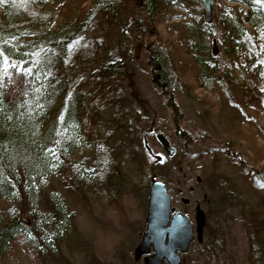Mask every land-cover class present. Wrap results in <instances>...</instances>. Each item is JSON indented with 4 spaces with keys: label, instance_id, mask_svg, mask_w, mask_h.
Wrapping results in <instances>:
<instances>
[{
    "label": "trees",
    "instance_id": "trees-1",
    "mask_svg": "<svg viewBox=\"0 0 264 264\" xmlns=\"http://www.w3.org/2000/svg\"><path fill=\"white\" fill-rule=\"evenodd\" d=\"M75 1L0 0V264L7 254L16 253L18 246L45 258L50 247L44 240L61 241L72 233L74 214L69 213L61 194L43 191L49 189L54 176L69 169L75 183L84 185L95 182L99 168L111 161L115 166L122 162L134 167L142 162L141 150L130 141L136 134L124 115L119 120L113 113L119 105L114 96L116 87L123 82L130 84L128 62L123 57L115 66L109 63L104 68L91 67L101 57L97 56L101 49L96 35L109 24L117 26L115 19H109V23L107 20L126 1L92 0L88 8L73 15L67 8ZM136 1L140 2V11L135 7L132 17L136 37L140 40L155 34V56L150 65L160 77L157 90L169 110L173 133L185 145L204 140L203 135L190 133L182 126L184 114L177 101L181 92L204 103L194 94L189 76L200 87L222 90L224 95L228 94L226 85L235 89L245 86L250 101H264V0H213L211 22L204 19L202 0ZM164 23H169V38L163 41L159 33L151 31ZM74 44L84 48L77 51L78 58L69 61ZM216 45L221 56L214 54ZM136 48L138 51L140 47ZM183 55L187 66L182 62ZM106 108H110L108 116L101 111ZM110 132L113 152L119 155L116 158L109 156L104 145L109 142ZM138 132L136 141L144 140V133ZM145 134L158 143L155 133L147 129ZM184 149L177 153L180 164L176 157H168L165 163L157 160L156 171L153 169L154 176L177 196L182 193L170 181L171 168H176L172 170L179 177L180 188L197 178L188 167L182 169L188 156L183 154ZM222 150L246 171L251 182L249 193L254 198L251 201L233 191L236 188L220 172L209 170L201 179L198 177L202 180V201L208 209L203 217L210 225L205 222L206 230L200 231L192 243L196 245L194 254L201 261L205 255H225L231 264H239L243 245L245 252L253 251L251 264L253 260L263 262L264 168H252L249 158H243L238 148L225 145ZM131 185L136 190L144 183ZM145 192L147 205L148 190ZM230 204L237 210L242 207L239 217L226 209ZM25 215L27 221L22 219ZM211 216L216 219L215 226ZM46 227L49 235L44 231ZM187 261L193 264L191 257L187 256Z\"/></svg>",
    "mask_w": 264,
    "mask_h": 264
},
{
    "label": "rangeland",
    "instance_id": "rangeland-1",
    "mask_svg": "<svg viewBox=\"0 0 264 264\" xmlns=\"http://www.w3.org/2000/svg\"><path fill=\"white\" fill-rule=\"evenodd\" d=\"M91 1L76 0L73 5L67 8V11L74 15L79 9L88 8ZM125 1L126 5L122 8L120 5L117 11L113 12V16L107 20L109 23V19H115L119 27L116 24L114 26L109 24L104 28V32L96 35L101 49L97 56L101 57L91 67L92 69L104 68L109 63L115 66L117 60H123V57L128 62L126 66L130 78L127 79L130 80V84L123 82L119 88L116 87V95L114 94V96L117 97L119 105L113 113L115 114L114 117L119 120H122L124 115V121H127L126 123L130 126L132 133L136 134V136L131 135L130 141L135 146L137 145V148L142 152L141 165L134 167L132 163L127 165L121 162L120 166H115L114 162L111 161V164L105 165V168H99L95 182L84 183V185L78 181L75 183L69 169H65L54 176L49 182V189L47 190L46 187L43 191H49L50 194L51 192L61 194L69 213L74 214L72 233L69 234L68 238L61 241L55 242L51 238L44 240L46 247H50V254L45 258L36 257L29 250L18 246L15 249L16 253L9 256L7 254L1 264H133L131 263V260H134L133 251L146 228L145 191L149 189L151 179L155 177L154 174L156 173L153 169L156 171V161L160 160L165 163L168 160L167 153L154 140V137L145 134L147 129L151 133H164L167 138H171L170 142L176 148L174 157L179 164L181 159L177 158V153L182 147L185 148L183 154L188 156L182 163V169L188 167L194 176L197 175V178L188 180V184L182 186L181 189L178 182L179 177L173 173L174 167L171 168L169 171L170 181L174 184L175 190L182 193L181 196L171 195L173 205L194 223L196 237L200 231L206 230L203 227L205 222L210 225L208 219L203 217V213L205 214L208 209L202 201V180L198 178L201 179L203 175H206L204 174L205 171L220 172L226 176L225 180L231 182V186L236 188L233 191H238L241 197H247L249 200L251 197L254 198L249 193L251 190L248 187H250L251 182L246 171L241 169L231 158L226 157V153L222 149L225 148V145L232 149L238 148L242 151L240 155L243 158L246 160L249 158L250 162L248 163L252 168L256 170L264 168V101H250L248 99L251 98L250 95L245 94L248 90L245 86L241 89H235L226 85V91L229 95H224L222 90L210 91L200 87L198 83L194 82L193 76H189L188 82L193 85L194 94L204 103L193 99L185 91L181 92L177 101L184 114L182 126L190 133L203 135L204 140L196 141L193 145L191 143L190 146L185 145L184 141H180L173 133L171 119L168 118L169 110L165 106L164 98L157 90L160 77L155 79L153 68L149 65L155 56L152 53L153 44L157 40L154 39L155 34H152L153 37H142L138 40L132 17L135 7L138 6L140 11V2L136 0ZM75 6L76 8H74ZM168 24L159 25L157 30L154 29L151 33H159L163 41L168 39L169 29L166 28ZM137 45L140 47L139 53L136 48ZM83 48L79 44L72 45L69 61L76 58L78 56L77 51ZM214 49H216L214 54L221 56L220 48L217 45ZM136 52L138 56L134 59L132 56ZM182 62L185 66L188 65L184 55ZM187 69L192 71L190 73L194 75L190 66ZM77 72H80V69H77ZM112 74L116 76L114 72ZM117 77L116 79H123L121 76ZM239 79L242 80L241 77ZM221 93L224 95L223 98L220 97ZM101 111H105V115L108 116L110 108L101 109ZM124 121L123 124H125ZM138 131L144 133V140L138 138L139 141H136ZM206 133L207 136H205ZM108 137L109 142L104 143L106 151L108 149L109 156L113 154L115 158L119 157L117 152H113L114 141L110 139L113 137V133ZM231 152L236 151L231 150ZM173 163L169 162L171 165ZM118 171L120 172L118 173ZM190 177L188 174L187 178ZM140 182L144 183V186L136 190L133 189L134 185L131 184ZM108 183H110L111 188L108 187ZM44 195L45 193H43ZM180 197L190 202L184 204ZM240 208L234 209L230 204L226 209L230 212L234 211L235 216L239 217L241 215ZM260 209L263 208L260 207ZM261 212L259 210V213ZM200 216L203 219L199 224L198 217ZM24 218L29 219L26 215L22 216V219ZM209 219L211 224L216 222L213 216ZM35 221H37L36 217ZM48 230L47 227L44 228L46 233ZM219 239L223 240L220 237ZM213 243L215 244L214 240ZM194 246L196 247L195 244L190 246L187 254L188 257L192 258L193 264L232 263L227 260L225 255L220 257L216 254L211 258L205 255L203 261L197 260L198 257L194 254ZM241 252L243 254H238L241 259L239 264H251L249 258L253 257V251L248 249L245 252L242 245ZM187 256H183V264H188ZM194 261L199 262L194 263ZM134 262H136L135 264H144L143 261L134 260ZM253 262L254 264H264V261L253 260Z\"/></svg>",
    "mask_w": 264,
    "mask_h": 264
},
{
    "label": "water",
    "instance_id": "water-1",
    "mask_svg": "<svg viewBox=\"0 0 264 264\" xmlns=\"http://www.w3.org/2000/svg\"><path fill=\"white\" fill-rule=\"evenodd\" d=\"M202 2L204 19L211 22L213 0ZM156 139L169 157L176 154V148L164 133L156 134ZM182 201L184 204L190 202L183 198ZM172 204L173 198L165 182L153 177L148 191L146 228L133 251L135 261L143 260L144 264H183L182 255L188 253L195 240V226L188 216L176 210ZM202 219V216L198 217L199 224Z\"/></svg>",
    "mask_w": 264,
    "mask_h": 264
},
{
    "label": "bare ground",
    "instance_id": "bare-ground-1",
    "mask_svg": "<svg viewBox=\"0 0 264 264\" xmlns=\"http://www.w3.org/2000/svg\"><path fill=\"white\" fill-rule=\"evenodd\" d=\"M153 133V132H152ZM155 136H156V133H155ZM148 191H149V189H148Z\"/></svg>",
    "mask_w": 264,
    "mask_h": 264
},
{
    "label": "flooded vegetation",
    "instance_id": "flooded-vegetation-1",
    "mask_svg": "<svg viewBox=\"0 0 264 264\" xmlns=\"http://www.w3.org/2000/svg\"><path fill=\"white\" fill-rule=\"evenodd\" d=\"M158 68V67H157ZM180 199H182V197H180ZM178 209V208H177Z\"/></svg>",
    "mask_w": 264,
    "mask_h": 264
}]
</instances>
